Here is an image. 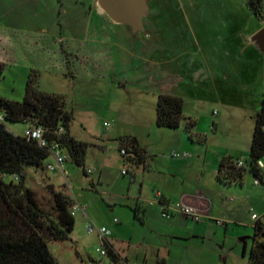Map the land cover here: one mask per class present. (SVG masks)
Here are the masks:
<instances>
[{
    "label": "rangeland",
    "instance_id": "374dc122",
    "mask_svg": "<svg viewBox=\"0 0 264 264\" xmlns=\"http://www.w3.org/2000/svg\"><path fill=\"white\" fill-rule=\"evenodd\" d=\"M225 1L224 10L210 3L212 9L207 10L210 16L222 17L225 23H229L227 20L235 13L234 17L241 20L240 33L246 38L256 26L262 25L248 10L244 0ZM143 2L147 9L142 20L143 32L148 33L147 23L157 11L152 0ZM172 9L174 15H170L173 18L185 17L184 10H179L180 14ZM169 13L168 10L162 11L164 25L158 26L159 35L164 39L162 50L155 53L162 62L158 67L142 58L144 52L148 54L144 48L143 32L132 30L127 24H118L100 8L98 0L91 9L84 0H0V30H31L48 37L49 54L54 62L51 69L39 71L37 86L43 92L65 96L67 110L73 116L70 134L89 144L84 169L91 170V174L87 177L81 167L68 160L64 162L63 169L57 167L54 171L26 168V186L35 192L43 208L47 210L50 207V187L54 192L65 193L74 200V204L85 208L84 214L75 212L70 242L48 243L59 264H113L98 252L102 244L96 234L86 232L88 223L97 228H107L111 232L107 241L129 264H157L158 259L164 260L165 264H250L249 251L255 223L252 216H259L264 225V185H254V176L249 170L244 173L241 187L233 185L235 189L219 197L222 214L219 220L225 222V226L204 220L194 224L181 215L172 217L170 214L169 218H163L162 207L157 203L155 182L160 172L173 175L175 180L183 179L184 175L192 181L197 177L203 191L212 186L210 167L203 165L204 156L207 155L208 162L212 157L214 159L215 152L231 143L228 137L231 129L247 118L241 110L220 109L208 102L201 104L188 99L185 115L192 114L200 119L197 125L200 130L211 127L210 121H218V117L224 119L226 126L217 136L211 133L204 142L194 139L192 143L185 130L186 117L178 129L156 126L159 92H165L171 84L179 82L178 76L176 80L163 67L170 62L163 57L172 51L173 55L185 44L184 41H170L176 33L175 28L180 26L169 23L166 19ZM90 17L92 35L113 32L112 60L99 48L94 53L97 58L85 57V51L80 53L81 58L74 54L73 46L77 48L75 44L80 45L87 35ZM58 40H62L58 49L62 53L63 48L67 53H62L61 66L57 63L61 60L51 55L54 50L51 44ZM90 42L94 43L92 39ZM97 44L99 46V42ZM112 65L113 70H109ZM29 72L17 65L4 64L0 74V97L22 102ZM4 125L16 136H22L27 128L24 123L4 122ZM122 136L136 137L140 146L149 152L146 166L151 165L155 174H150L152 178L146 177L145 186L140 181L142 169L133 177L131 166L120 154L118 138ZM173 152H185L189 159L172 157ZM247 154L240 160L247 159ZM48 162L56 164L53 156ZM214 164L212 169L217 170V163L215 167ZM122 170L127 171L124 176H121ZM2 179L5 183L15 181L9 174H3ZM195 187L193 184L192 188ZM136 208L137 216L134 217ZM192 230L200 231L196 238L190 235ZM244 243L247 245L245 254Z\"/></svg>",
    "mask_w": 264,
    "mask_h": 264
},
{
    "label": "crops",
    "instance_id": "0c3cea01",
    "mask_svg": "<svg viewBox=\"0 0 264 264\" xmlns=\"http://www.w3.org/2000/svg\"><path fill=\"white\" fill-rule=\"evenodd\" d=\"M85 1L90 9L97 2V0H84V2ZM225 2V0H152V3L156 5L154 8L157 13L155 17L149 19L150 21L148 20L147 26L149 32L144 33V30H141L144 35V48H147L148 52V54L144 52L142 57L143 60L153 63V65L158 67L162 66L160 57L155 56V53L157 54V52L162 50V42H164L158 30L159 25H164V22L161 20L164 16L161 13L163 10H168V12H170L168 14L169 16H171L170 14L174 15L172 7L180 14L181 12L179 10H184L185 12V17L181 16L175 19V17L168 16V18H166L169 19V23L174 24L175 27L180 26V28H175L176 33L171 37V40H167L172 41V43H174V41L177 43L184 41L185 44L183 46L179 45L181 49L175 50L173 55L172 51L170 55L163 57L165 60L170 61L169 64L163 65V67H166L176 80L178 76L179 82L177 84H171L167 87L165 92H159V95H172L183 100L184 117L191 118L195 121V127L191 130V134H188L192 143L194 139L198 140L200 143L204 142L206 136L211 133L217 136L218 132H221L226 125H224V119L218 117V121H210L209 124L211 127L207 126L206 128L204 127V130H200L197 126L200 123V119L192 114L185 115L186 100L194 99L196 102H201V104L208 102L212 106L220 109L241 110L247 115L246 120L243 121L244 123H239L231 129L228 136L231 143L226 145L225 149H220L215 152V157L214 159L212 157L210 162H208L207 155L203 158L204 167H210L209 176L212 180V186H208L207 188L204 187L205 190L203 191L198 185L197 177L195 181H192L187 179L186 175H184L183 179L175 180L173 175L158 172L160 176L155 182V187H157V191L161 195V198L158 199L157 203L160 207H162L161 204L163 203V205L169 207L181 205L182 207L192 208L198 214L197 221H193L177 211H171V216L175 217L176 215H181L194 224L204 220L206 222L215 221L219 226L226 225L225 222L219 220L220 217L222 219V214L219 210L218 200L221 194L232 191L235 189L233 185L238 184L225 185L217 180L219 162L223 157H232L240 160L246 153H248V158L242 161L246 162L245 160L249 159L254 118L260 110L261 101L264 97V55L258 52L254 45L249 42L250 37L259 27H262L264 23L261 22L262 25L256 26L254 28L255 30H252L247 39L240 33L239 22L241 20L234 17L235 13H232L234 18L232 17L227 20L229 23H225L222 17H212L208 13L207 10L212 9L210 3H212L213 7L216 5L215 7H217V9L222 7L224 10ZM211 15L214 16V14ZM91 23L92 18L90 17L87 35L81 41L80 45L79 43L75 44L77 48L73 46L74 54L81 58L80 53L85 51V57L91 55L97 58L94 53L97 51V48H99L100 51L107 52L112 60L111 50L113 32L107 35H98L94 33L92 35L90 28ZM225 26L229 28L225 29ZM91 39L94 43L90 42ZM98 42L99 46H97ZM59 43H62V40L53 41L51 47L52 49L54 48V50L51 55L57 58L58 61L61 60L57 62L61 66L63 52L61 53L58 49ZM49 47L48 37L41 33L31 30H0V63L2 64L17 65L26 70H49L52 68L54 62V60L50 58ZM66 49L69 50V47H66ZM58 51H60V53ZM109 70H113V65ZM208 127L210 129L209 132L206 131ZM143 148L147 154V149L145 147ZM199 158L200 157H198V159ZM188 159L183 160L187 161ZM214 163H217V170H215V168L212 169ZM146 164L147 159L144 165L138 167L129 164L133 171V177H136L139 169H142L140 181H142L141 184L143 186H145L146 177H151L150 174H152V176L155 174L151 165L146 166ZM262 173L264 176V168L262 169ZM88 175L89 174L85 176L87 177ZM121 176L124 175L121 173ZM200 180L201 179H199V181ZM91 184L92 188L95 189L92 181ZM193 184L196 185L195 189L192 188ZM241 185L239 186L241 187ZM160 202L162 203L160 204ZM133 216H137V208L133 212ZM256 217L260 220L259 216ZM253 221L256 220L253 219ZM202 224L206 225L207 223L202 222ZM191 232L192 234L190 235L194 238L200 233V231L196 232L193 230ZM176 237L183 238L182 236ZM107 242L111 244L109 241ZM244 246L246 251V243H244ZM160 260L162 259H158V261Z\"/></svg>",
    "mask_w": 264,
    "mask_h": 264
},
{
    "label": "trees",
    "instance_id": "16d2710c",
    "mask_svg": "<svg viewBox=\"0 0 264 264\" xmlns=\"http://www.w3.org/2000/svg\"><path fill=\"white\" fill-rule=\"evenodd\" d=\"M246 7L260 22L264 21L263 0H244ZM63 54H67L61 48ZM4 64L0 63V74ZM39 71L31 69L22 102L0 97V264H59L52 255L48 243L70 242L75 220L70 214L74 200L63 192H54L49 209L43 208L35 192L26 186V168L46 171L50 149L57 145L73 165L81 167L87 175L85 161L88 143L75 139L70 134L72 113L67 110L64 95L41 91L37 86ZM183 100L179 97L160 94L156 103V126L178 129L185 118ZM185 130L191 134L195 121L185 118ZM4 122L24 123L27 128L44 131L45 146L35 140L10 133ZM119 149L126 163L131 166L144 165L147 154L134 136L118 138ZM264 159V97L260 110L254 118V129L250 142L249 159L239 168V159L223 157L218 166L217 180L225 185H241L244 173L249 170L255 179L264 185V176L258 162ZM3 174L12 175L15 181L5 183ZM162 202H160L161 204ZM163 205V203L161 204ZM107 257L113 264L122 259L107 243ZM245 254V246L243 249ZM250 264H264V225L256 219L254 236L249 251ZM97 264V263H94ZM157 264H165L164 260Z\"/></svg>",
    "mask_w": 264,
    "mask_h": 264
},
{
    "label": "built area",
    "instance_id": "2783aa9c",
    "mask_svg": "<svg viewBox=\"0 0 264 264\" xmlns=\"http://www.w3.org/2000/svg\"><path fill=\"white\" fill-rule=\"evenodd\" d=\"M43 134L44 131L41 128H26L25 131L23 132V137L26 138L27 140H35L37 142H39V144L41 146H45L46 142L44 141L43 138ZM50 154L51 156L54 157L56 164L54 165L51 162H48L46 165V170L48 171H54L57 169V167H59L60 169H63V164L66 161V156L65 154L58 148L57 145L52 146V148L50 149ZM121 155H126L124 150L120 151ZM172 157L175 158H180V159H187L189 158V155L187 153H177V152H173ZM237 167L241 168L244 166V162L242 160H238L236 163ZM258 166L260 169L264 168V159L260 160L258 162ZM127 171L123 170L121 173L123 175L126 174ZM87 174H91V170H87L86 171ZM260 180L259 179H255L254 180V185H260ZM158 198H161V195L159 193H157ZM171 211H177L182 213L183 215L189 217L190 219H192L193 221H197L198 220V214L190 207H182L181 205H176V206H167V205H162V217L163 218H169ZM75 212H82L84 213V208L80 207L77 204H73L70 210V214L72 216L75 215ZM253 219H257V217L254 215L252 216ZM114 222H117V220L115 219ZM86 232L88 234H96L102 244L101 248L98 249V252L102 255V256H107L108 255V247H107V237L111 235V232L105 228V227H101V228H97L94 224L92 223H88L85 226ZM118 264H126L124 261H120Z\"/></svg>",
    "mask_w": 264,
    "mask_h": 264
},
{
    "label": "water",
    "instance_id": "95a60500",
    "mask_svg": "<svg viewBox=\"0 0 264 264\" xmlns=\"http://www.w3.org/2000/svg\"><path fill=\"white\" fill-rule=\"evenodd\" d=\"M98 4L118 24H127L132 30H143L142 20L147 14L143 0H98ZM249 42L264 55V25L250 37Z\"/></svg>",
    "mask_w": 264,
    "mask_h": 264
}]
</instances>
